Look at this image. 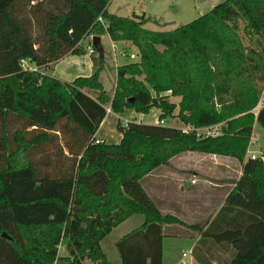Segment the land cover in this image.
Masks as SVG:
<instances>
[{
    "label": "trees",
    "instance_id": "obj_1",
    "mask_svg": "<svg viewBox=\"0 0 264 264\" xmlns=\"http://www.w3.org/2000/svg\"><path fill=\"white\" fill-rule=\"evenodd\" d=\"M109 1L0 0V264H113L101 241L135 213L145 220L116 241L119 264H163L164 225L188 223L163 212L142 178L187 150L243 163L202 236L230 245L227 264H264V160L247 157L255 122L264 128V105L254 112L264 0H223L172 29L145 26V12H111ZM104 32L140 55L118 64L113 95L100 70L72 80L48 72ZM108 103L117 113L156 106L159 122L118 120L121 141H97ZM177 116L195 128L172 125ZM217 124V134H197Z\"/></svg>",
    "mask_w": 264,
    "mask_h": 264
},
{
    "label": "crops",
    "instance_id": "obj_2",
    "mask_svg": "<svg viewBox=\"0 0 264 264\" xmlns=\"http://www.w3.org/2000/svg\"><path fill=\"white\" fill-rule=\"evenodd\" d=\"M109 37L114 42L110 35ZM121 41H126V45L121 49V53L129 54L128 46L131 47L128 43L129 41ZM137 52L135 51V53ZM137 56L139 55L137 54ZM55 76L59 78L63 77L60 74ZM114 91L115 89L109 93L113 95ZM170 92L167 91L165 93ZM172 98L175 101H179L180 96H172ZM262 101L264 103L263 94ZM262 105H259L254 111L256 114ZM158 114L159 111L156 106H153L146 113H139L132 108H127L121 113L112 110L111 112H107L96 132V136L108 142L118 143L123 136V133L116 128L118 120H122L123 122L143 121L157 123L159 121ZM111 120L113 126L110 128L109 124ZM257 123L255 122L254 124L253 135L247 150V157L252 156L253 153L261 156L259 152L252 148L258 143L260 137L257 134ZM242 174L243 163L236 157L187 150L175 155L168 164L158 166L143 176L142 183L144 187L162 211L177 215L188 223L172 222L164 225L163 264H203L201 259L210 260L212 264H227L232 256V248L230 245L223 242H215L210 237L203 238L202 233L210 225L219 209L224 205L229 192L237 184ZM128 220H131V222L135 220L136 224L123 235L140 226L144 222L145 217L141 213L132 214L114 228ZM166 237L187 240L186 244L188 248H184L170 256V253L166 254L164 249V239ZM184 252L187 254H184Z\"/></svg>",
    "mask_w": 264,
    "mask_h": 264
},
{
    "label": "rangeland",
    "instance_id": "obj_3",
    "mask_svg": "<svg viewBox=\"0 0 264 264\" xmlns=\"http://www.w3.org/2000/svg\"><path fill=\"white\" fill-rule=\"evenodd\" d=\"M221 1L223 0H110L109 10L117 14L128 16H136L138 11L145 12L148 16L145 26L153 29H172L183 23L191 21ZM241 33L247 43H252L250 37L244 32V30H241ZM101 37V43L104 50L103 54H101L96 47L93 52H90L87 47H85V53H68L59 58L52 65V68L48 69V72L54 75L60 74L63 76L62 78L60 77L63 80H71L77 75H90L95 71L100 70L101 81L104 82L108 92H112L115 89L118 64L135 61L138 57L140 59V55L139 52L135 53V51H138V47L130 40H127V42L129 41L128 43L131 45V47L128 46L129 54H122L121 49L126 45V41L114 40L113 42L106 32L102 33ZM82 43L85 45L92 43L94 45L93 34L85 37ZM132 54H134V56H132ZM137 54L139 56L136 57ZM259 104L254 108V111L257 107H259ZM137 115L140 116L138 113ZM170 120L172 125L180 126L185 131L190 129L188 128L189 126L193 127L192 124H185L182 122L178 116L172 117ZM111 122L112 120L109 124L110 128L113 126ZM127 122L129 121H124L123 123L127 124ZM219 127L220 124L208 127L203 126L199 127L196 131L197 134L200 135H213L220 131ZM257 129V134L260 136L259 141L252 148L259 152V155H261L264 159V128L257 123ZM135 224V220L133 222L128 220L127 222L114 228L103 240V247L109 256V259L113 263L116 264L121 261L115 243L116 240H118L127 230L135 226ZM186 241L187 240L184 239L166 237L164 239V249L166 254L170 253L171 256L175 252L188 248ZM89 264H91L90 261Z\"/></svg>",
    "mask_w": 264,
    "mask_h": 264
},
{
    "label": "built area",
    "instance_id": "obj_4",
    "mask_svg": "<svg viewBox=\"0 0 264 264\" xmlns=\"http://www.w3.org/2000/svg\"><path fill=\"white\" fill-rule=\"evenodd\" d=\"M99 20H101V21L103 22V24L105 25V27L108 26V21H106V20L103 18L102 15L99 16ZM83 46H84V47H87V49H88L90 52H93V51L95 50V45H93L92 43H90V44H88V45L83 44ZM29 62H30V61H29L28 59H23V60H22V63H23V65H24V67H26V68H30V69H32V70H37V69H38V66H37V65H34L33 63H29ZM259 103H260L259 105L264 104L263 101H262V98H261V100H260ZM106 108H107V112H111V111H112L111 104L107 105ZM207 127H208V126H207ZM188 128H190V129H188V130H191V129H194L195 127H194V126H193V127L189 126ZM198 128H199V127H198ZM198 128H197V130H198ZM188 130H186V131H188ZM200 132H201V131H200ZM100 140H102V139H100V138L97 137V141H100ZM257 156H258V155H257L256 153H253V154H252V157H257ZM184 254H187V253L184 252Z\"/></svg>",
    "mask_w": 264,
    "mask_h": 264
},
{
    "label": "water",
    "instance_id": "obj_5",
    "mask_svg": "<svg viewBox=\"0 0 264 264\" xmlns=\"http://www.w3.org/2000/svg\"><path fill=\"white\" fill-rule=\"evenodd\" d=\"M144 12L138 11L137 15H143ZM93 43L95 45V47L99 50V52L101 54H103L104 50H103V46L101 43V36L100 35H93Z\"/></svg>",
    "mask_w": 264,
    "mask_h": 264
}]
</instances>
